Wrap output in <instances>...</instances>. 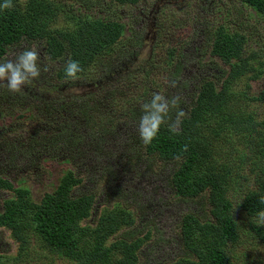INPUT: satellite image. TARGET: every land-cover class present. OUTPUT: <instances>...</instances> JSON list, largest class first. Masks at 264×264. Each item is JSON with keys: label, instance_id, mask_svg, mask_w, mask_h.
Instances as JSON below:
<instances>
[{"label": "rangeland", "instance_id": "rangeland-1", "mask_svg": "<svg viewBox=\"0 0 264 264\" xmlns=\"http://www.w3.org/2000/svg\"><path fill=\"white\" fill-rule=\"evenodd\" d=\"M29 1L19 0L21 6ZM47 1L57 11L51 17L54 28L73 31L79 20L113 21L122 25L121 37L75 81L59 77L68 58L50 59L43 41H22L0 59L15 60L19 52L34 48L41 67L40 77L21 93L0 86V210L18 190L28 203L38 202L71 173L73 195L94 196L89 216L80 222L83 231L76 236L79 252L96 244L89 231L103 214L123 210L132 223L99 241L139 242L136 264H191L194 256L183 245L180 221L188 213L206 220L207 198L186 199L176 193L171 184L176 164L148 153L139 137L141 105L154 93L179 96V109L187 115L205 81L218 87L229 66L211 55L210 38L223 26L243 36L250 66L246 76L230 85L231 102L251 120L264 118L262 105L254 100L264 88V13L241 0ZM63 84L66 92L61 94L57 88ZM179 109L171 110L165 124L175 121ZM208 124L202 139L212 145L215 163L230 167L231 160L240 158L241 164L228 179L238 240L224 251L232 264H264V242L250 232L241 208L245 195L264 176V130L217 135L215 123ZM0 264L75 263L45 245L32 228L25 231L22 246L0 226Z\"/></svg>", "mask_w": 264, "mask_h": 264}, {"label": "trees", "instance_id": "trees-1", "mask_svg": "<svg viewBox=\"0 0 264 264\" xmlns=\"http://www.w3.org/2000/svg\"><path fill=\"white\" fill-rule=\"evenodd\" d=\"M114 1L125 4L135 0ZM241 1L264 13V0ZM4 2L0 0V4ZM11 2L12 8L0 9V59L11 46L22 41H43L50 59L67 56L79 61L83 68L79 74H85L90 64L121 37L122 25L117 22L79 20L73 31L59 30L52 25L51 17L57 14L54 3L30 0L26 6H21L19 0ZM210 39L211 55L222 60L229 70L218 87L211 80L202 84L187 115L182 118L178 135L169 131L168 124H163L157 138L146 145V149L148 153L176 164L171 184L179 196L194 199L205 195L207 198L209 217L206 220L201 221L188 213L180 221L181 240L194 256L195 261L191 264H232L224 247L238 240V232L231 215L228 179L234 168L241 166L238 163L240 158L231 160L230 167L216 164L212 145L203 141L202 131L209 122H214L217 135L225 132L230 136L249 135L258 128L264 130V118L251 120L231 102L230 85L246 76L250 69L243 55V36L220 26L213 31ZM62 73L59 77L67 80L64 69ZM65 87L66 84H63L57 88L58 92L65 93L66 90H61ZM254 100L264 109V88ZM185 145L187 151H183ZM177 156L179 159H176ZM75 184L73 175L66 173L56 187L36 203H28L22 191H15L13 197L3 203L0 226L8 228L22 246L25 245V231L32 228L45 245L71 258L75 264H136L139 242L117 239L107 245L99 241L101 236L108 237L123 225L132 223L131 215L123 210L103 214L97 227L89 231L96 244L83 252L77 250L76 236L80 230L83 231L80 222L89 216L94 196L84 193L73 195ZM241 208L249 219L250 232L264 242V226L257 225V214L264 211V176L258 179L257 188L245 195Z\"/></svg>", "mask_w": 264, "mask_h": 264}, {"label": "clouds", "instance_id": "clouds-1", "mask_svg": "<svg viewBox=\"0 0 264 264\" xmlns=\"http://www.w3.org/2000/svg\"><path fill=\"white\" fill-rule=\"evenodd\" d=\"M13 7L11 0H5L0 4V9H10ZM40 53L31 48L25 49L16 55L15 60H7L0 63V86H6L12 93H21L25 85L37 79L41 75V67L38 64ZM47 67L43 71H47ZM83 72L79 61L68 59L64 66L65 76L73 81L79 79V73ZM3 82H6L4 85ZM172 87H176V81L171 82ZM180 97L173 96L171 99L164 95L154 93L151 100L141 105L143 115L140 117L138 134L145 145H150L157 138L161 125L170 119L172 109H179ZM186 115L183 109L176 112L175 121L169 124V131L179 134V127L182 118ZM183 151H187V145ZM176 159H179L177 156ZM257 225L264 226V211L257 214Z\"/></svg>", "mask_w": 264, "mask_h": 264}]
</instances>
